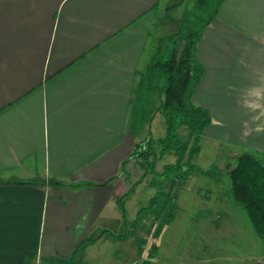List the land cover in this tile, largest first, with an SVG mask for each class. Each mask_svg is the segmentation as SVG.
<instances>
[{
	"label": "crops",
	"instance_id": "1",
	"mask_svg": "<svg viewBox=\"0 0 264 264\" xmlns=\"http://www.w3.org/2000/svg\"><path fill=\"white\" fill-rule=\"evenodd\" d=\"M162 1L0 0V264H82L104 231L126 232L150 43L194 7ZM195 56L204 73L192 102L210 113L208 134L263 151L264 138L243 137L242 125L264 123L251 111L264 108V0H220ZM220 196L197 195L211 214L198 225L247 238L228 261L264 264L252 223L230 221Z\"/></svg>",
	"mask_w": 264,
	"mask_h": 264
},
{
	"label": "rangeland",
	"instance_id": "2",
	"mask_svg": "<svg viewBox=\"0 0 264 264\" xmlns=\"http://www.w3.org/2000/svg\"><path fill=\"white\" fill-rule=\"evenodd\" d=\"M175 2L176 0H168L167 4ZM164 6H166V2L163 0L161 7ZM210 12L211 10L197 13L192 7L187 11L186 16L188 14L190 20H203L208 17ZM198 22L201 24L200 21ZM181 27L182 21L180 20L177 23L168 22L162 25L161 30L158 32L156 30L153 36L155 43H150L151 54L173 47L174 37L166 38L179 32ZM152 82L163 86V83H158L156 80ZM146 83L150 88L147 91V100L149 101L144 103L145 109L143 112L141 111L144 118H141L138 130L145 132L143 137L145 140H149L154 139L153 135L159 136L161 131H163V136L166 135V122L163 115L154 116L161 98L160 91L155 85H151L148 81ZM255 104L253 102L251 111L253 110L257 116H264V108L254 107ZM149 121L152 122V134H150ZM242 127L243 137L264 138V123H246ZM179 133L188 144L182 157L176 154H166L162 158L156 157V154L148 160L135 157L137 161H134L125 173V176L129 173L128 177L131 181L129 193L131 203L128 206L129 216L127 217L129 226L127 229L124 227V232L126 231L124 234L130 233V235L128 234L129 239L115 241L111 236L108 237L106 243L97 245L87 252L82 264H235L233 261H228V255H239V250L245 249L244 241L247 238L240 234H238L239 236L223 237L220 233H217L218 235L212 233L213 229L210 226L198 225L202 213L207 216L211 214L210 210H207L208 205H199L198 202L196 203V198H198L197 195H200L201 203H205L209 194L214 198L221 195L220 200L224 202L221 207L232 215L230 221L235 219L234 222L242 223L247 220V223H251L243 204L237 202L233 197L231 178L226 171V164L231 163L235 166L237 157L245 152H250L264 160L262 154L264 150L256 151L253 149L254 145L253 148H250L249 145H241L233 138L228 141L213 139L207 129L198 135V139H195L185 127H182ZM243 142L245 143L246 140ZM140 143L143 141H139L138 144ZM194 146L200 148L199 152L191 151ZM177 163L196 164L210 170L211 173H191L187 175L184 183L181 181L180 184L172 188L168 181L170 176H166L169 177L166 180L165 174L162 173L165 165ZM220 171L223 173L218 175ZM155 196L158 204L148 207L151 199ZM158 205L161 208H157ZM214 207L218 212L219 206ZM139 211L144 214L137 221ZM133 220L134 225H132ZM214 225L215 223L212 227ZM227 229L230 227L228 226ZM114 231L117 232L118 229H114ZM248 246L250 245H246V249Z\"/></svg>",
	"mask_w": 264,
	"mask_h": 264
},
{
	"label": "trees",
	"instance_id": "3",
	"mask_svg": "<svg viewBox=\"0 0 264 264\" xmlns=\"http://www.w3.org/2000/svg\"><path fill=\"white\" fill-rule=\"evenodd\" d=\"M219 5L220 0H195V11L201 13V11L211 10L208 17L203 18V20H190L187 14L186 17L188 18L184 17L181 20L182 27L179 32L166 38L174 37V46L165 51L158 50L149 61L144 72V79L151 85H155L160 91L161 98L158 111L165 118L166 135L157 140L151 138L137 144L135 150V157L137 159L143 158L148 160L156 154L158 158H162L166 154H176L182 157L186 152L188 144L180 135V129L182 127L187 128L194 138L198 139V135L205 132L212 123L208 110L195 105L191 101V97L204 73L203 66L195 56L197 43L201 38V33L205 26L216 15ZM173 8L174 6H170L168 11ZM153 80L163 83V86L151 83ZM199 150L198 146H194L191 149V151L196 153ZM226 171L231 178L233 197L237 202L243 204L249 214L255 232L264 243V160L250 152H245L237 157V164L235 166L227 163ZM191 173L210 174L211 172L196 164L187 163L185 165L177 163L165 165L162 174H165V177L170 176V178L166 177L165 179L169 178L168 181H170L171 187L174 188L181 181L184 183L187 175ZM222 173L223 171H220L218 175ZM156 198L155 196L151 199L148 207L158 204ZM165 205L164 203L163 206L165 207ZM157 208L161 207L158 205ZM122 214L125 225L127 217L123 207ZM170 216L172 215L170 214ZM104 233L116 240L128 237L127 233L123 235H116L109 231H104ZM95 240L96 237L83 239L78 244L74 254H77L84 245L92 243ZM73 260L75 259L73 258Z\"/></svg>",
	"mask_w": 264,
	"mask_h": 264
}]
</instances>
